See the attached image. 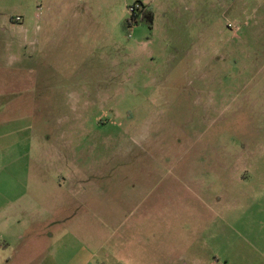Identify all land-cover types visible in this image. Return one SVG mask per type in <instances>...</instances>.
<instances>
[{"label":"rangeland","instance_id":"374dc122","mask_svg":"<svg viewBox=\"0 0 264 264\" xmlns=\"http://www.w3.org/2000/svg\"><path fill=\"white\" fill-rule=\"evenodd\" d=\"M11 18L0 264H264V0H0L1 43Z\"/></svg>","mask_w":264,"mask_h":264},{"label":"crops","instance_id":"0c3cea01","mask_svg":"<svg viewBox=\"0 0 264 264\" xmlns=\"http://www.w3.org/2000/svg\"><path fill=\"white\" fill-rule=\"evenodd\" d=\"M7 33L6 35V43L0 42V129L2 124V103L3 102H13L12 95L14 93V59L12 61H7L4 59V56H14V18H11L10 22L5 23V31ZM14 58V57H13ZM2 136L0 133V142H1ZM1 148V143H0ZM2 193L0 192V200L2 199ZM2 207L0 206V228L3 227V216H2ZM7 230L12 229L14 231V228L12 225H7ZM40 243V242H39ZM38 244H30L25 249L16 251L15 254H13V257L11 256L12 262H15L16 257L18 255L20 256V262L25 264H31L34 262H51L50 260V253H48V247L44 248L43 245ZM7 240L1 239L0 248L8 246ZM39 245V246H38Z\"/></svg>","mask_w":264,"mask_h":264},{"label":"trees","instance_id":"16d2710c","mask_svg":"<svg viewBox=\"0 0 264 264\" xmlns=\"http://www.w3.org/2000/svg\"><path fill=\"white\" fill-rule=\"evenodd\" d=\"M131 8H134L133 12H131L130 18L127 19L124 23V30L128 34L130 30L133 29V27L141 24H147L150 29L153 28L155 23V13L152 8L147 5H144L141 2L135 4Z\"/></svg>","mask_w":264,"mask_h":264},{"label":"built area","instance_id":"2783aa9c","mask_svg":"<svg viewBox=\"0 0 264 264\" xmlns=\"http://www.w3.org/2000/svg\"><path fill=\"white\" fill-rule=\"evenodd\" d=\"M133 9H134V8H131L130 11L133 12ZM16 21H20V18L17 17V18H16Z\"/></svg>","mask_w":264,"mask_h":264}]
</instances>
